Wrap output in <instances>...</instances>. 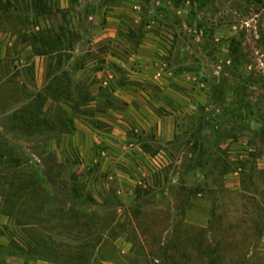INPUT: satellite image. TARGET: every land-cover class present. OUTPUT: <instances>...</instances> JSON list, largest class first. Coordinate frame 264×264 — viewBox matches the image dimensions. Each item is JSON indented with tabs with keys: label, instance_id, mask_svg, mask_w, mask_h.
Masks as SVG:
<instances>
[{
	"label": "rangeland",
	"instance_id": "obj_1",
	"mask_svg": "<svg viewBox=\"0 0 264 264\" xmlns=\"http://www.w3.org/2000/svg\"><path fill=\"white\" fill-rule=\"evenodd\" d=\"M0 155V264H264V0H0Z\"/></svg>",
	"mask_w": 264,
	"mask_h": 264
},
{
	"label": "trees",
	"instance_id": "obj_2",
	"mask_svg": "<svg viewBox=\"0 0 264 264\" xmlns=\"http://www.w3.org/2000/svg\"><path fill=\"white\" fill-rule=\"evenodd\" d=\"M5 153V152H4ZM3 155V154H2ZM0 158H2V156L0 155ZM7 165L10 164V161H7L6 163ZM19 162H16V165H18ZM57 168H61V165H56ZM43 169L45 171V175H48V170L46 169V167L43 165ZM228 170L230 168H227ZM228 171L225 170L226 174ZM50 175V174H49ZM20 181V180H19ZM22 183L24 184V181L21 180ZM240 192L246 193V191H244L242 189V187L240 188ZM232 194V193H231ZM241 194V193H240ZM240 198H242V196H240ZM244 199L246 200L247 198L244 197ZM249 200V199H247ZM258 209L259 212V218L258 221L253 222L252 220H248L247 219V212L243 211V217H241L240 219H238L236 222H234L231 226H228L229 230L227 231V234L232 231L233 229H243L245 231H252V234L250 235L249 240L255 241L258 240L261 233L264 231V206L263 205H259V204H255ZM215 208V204L212 202L211 203V211H210V219H212V214H213V210ZM243 210H245V208L243 207ZM16 211V210H15ZM15 211L13 212L12 217L14 218L15 216ZM9 215V214H8ZM10 216V215H9ZM18 218V219H17ZM22 218L23 219V225L26 226L27 228L33 229V224H31L30 222H32V220L34 219V215L28 213L27 215H23L21 218L20 217H15V220H18L19 222H22ZM182 224L186 227V228H190L192 230H197L198 235L196 236V239H194L195 241H197V245L193 247V245H191L189 252L186 251L183 246L176 247V245L173 244L174 239H172V244L169 245V251H173V253L175 255H178L179 258H181L182 263H176V264H196V262H199V264H226V256L224 253L221 252V242H216L213 243L212 247L209 244L210 242H208V240H205L206 242H204L202 240V233L204 232L205 234L209 233V230H212V226H210L211 221H209V226L206 229H201V228H197V227H193V226H189L186 223ZM225 229H221V227H218V232L221 234L225 233L224 232ZM231 233V232H230ZM226 233L223 234L222 236L224 237H232L231 235H227ZM223 237V238H224ZM178 239V235L176 237ZM201 239V241H200ZM181 240V239H180ZM189 244V243H188ZM177 246H178V242H177ZM164 250V248H160L159 252H162ZM146 257H148V261L149 264H156L160 263L162 264L159 260H157L156 258H154L153 255H147ZM171 260L174 261L173 258H171ZM173 264H175L173 262Z\"/></svg>",
	"mask_w": 264,
	"mask_h": 264
},
{
	"label": "crops",
	"instance_id": "obj_3",
	"mask_svg": "<svg viewBox=\"0 0 264 264\" xmlns=\"http://www.w3.org/2000/svg\"><path fill=\"white\" fill-rule=\"evenodd\" d=\"M210 211L211 203L208 200L194 198L188 205L185 223L202 229L206 228L209 223Z\"/></svg>",
	"mask_w": 264,
	"mask_h": 264
}]
</instances>
